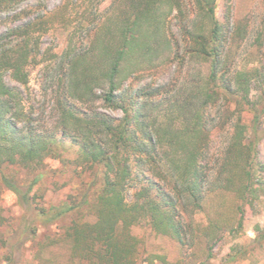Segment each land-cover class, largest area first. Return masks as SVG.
<instances>
[{
	"label": "trees",
	"instance_id": "16d2710c",
	"mask_svg": "<svg viewBox=\"0 0 264 264\" xmlns=\"http://www.w3.org/2000/svg\"><path fill=\"white\" fill-rule=\"evenodd\" d=\"M19 1L0 0V9ZM163 3L169 11L182 13L179 0H123L122 6L96 29L89 46L67 48L57 57L54 74L50 75L55 82L56 113L51 131L34 125L18 89L4 80L8 73L14 82L26 84L25 67L38 53V36L34 35L46 30L44 22L33 19L0 34V191L2 188L12 191L24 212H31L34 217L23 215L17 229L0 240L1 248L6 250V264H15L14 255L26 241L37 240L35 222L52 225L88 204L84 190L79 196L69 194L58 204L37 207L33 205L31 190L41 175L35 174L28 183H21L4 170L16 162L36 167L48 155H57L64 138L76 147L78 163L101 169L100 185L93 219L72 218L60 239L51 237L50 241L37 243L34 255L40 264L50 262L41 255L42 250L59 241H64L69 251L65 264L74 260L79 264H167L158 254L144 257L139 238L131 232L132 226L146 224L155 233L188 245L192 232L182 221L178 207L200 208L206 186L214 183L232 188L243 204L262 182L253 178L249 167L264 137L261 121L264 105L257 106L249 98L251 72L236 71L229 77L226 31L215 17V0H193L197 14L207 26L195 22L191 29L183 27L185 54L207 63L202 85L191 81L190 90L181 87L173 92L165 85L145 84L135 90L129 85L122 86L127 73H131L124 72L126 63L147 59L159 48L170 46L164 29L166 14L160 11ZM100 86L103 92L97 94L95 90ZM219 96L231 100L238 110L245 107L252 118L246 127L237 116L234 131L222 152V162L218 163L221 169L215 182H211L207 162H203L210 148L207 124L212 118L207 110ZM99 97L108 107L120 109L122 116L116 119L93 107L86 111L77 104L91 105ZM233 115L231 111L222 121L232 119ZM232 167L243 170L239 184L231 176L218 178ZM144 168L159 180L171 178L172 194L153 180L145 179ZM221 180L224 182L220 183ZM137 182L140 186L128 200L126 192ZM241 204L237 206L238 226L243 219ZM254 230L255 240L264 241V227L257 225Z\"/></svg>",
	"mask_w": 264,
	"mask_h": 264
},
{
	"label": "rangeland",
	"instance_id": "374dc122",
	"mask_svg": "<svg viewBox=\"0 0 264 264\" xmlns=\"http://www.w3.org/2000/svg\"><path fill=\"white\" fill-rule=\"evenodd\" d=\"M182 13L178 10L169 11L168 6L161 5L160 11L166 14L164 29L170 41V46L156 50L151 57L140 59L135 63H126L124 72L129 70L122 86H131L134 90L145 84L165 85L171 88L185 87L191 89V81L202 85L207 73V63L201 59L191 58L184 52L186 33L184 28H193L198 22L207 23L194 7L193 0H179ZM123 0H21L18 3L0 9V34L10 28L22 26L30 20H41L45 31L35 34L38 36L35 59L25 67L28 75L24 85L14 82L6 73L4 80L7 84L18 89L21 102L34 125L40 130H53L56 113L54 110L55 82L52 78L57 57L67 48H86L93 40L96 29L103 25L105 18L122 6ZM215 17L226 31L225 58L231 78L236 71L251 72L249 83V98L257 106L264 105V0H215ZM184 27V28H183ZM178 50V54H175ZM54 54V57L52 55ZM137 58V59H138ZM136 60V59H135ZM102 87L95 92L102 93ZM80 108L103 113L113 118H120L122 111L113 109L103 103L99 97L91 105L77 103ZM84 106V107H83ZM208 114L212 118L207 124L209 154L207 155V170L209 181L215 182V176L220 170L224 147L227 145L233 124L239 116L242 124L249 127L251 112L241 109L222 96L208 107ZM233 111L232 119H226ZM155 114V113H154ZM264 125V115L261 118ZM248 132V131H247ZM248 134V133H246ZM57 151L45 157L36 167H29L19 162L5 168V172L21 183H28L35 174H40L39 181L31 190L33 205L48 206L66 200L69 194L79 196L84 190L87 192L88 204L79 211L69 214L52 225L43 226L35 222L38 227L37 240H28L18 253H15V264H40L36 258L37 243H45L50 238L60 239L64 227L72 218L91 220L94 214V203L100 185V168L78 163L76 147L67 142ZM257 156L250 165L253 178L262 179L257 184L253 194H248L245 202L241 200L232 188L213 185L206 186L203 193L201 207L186 206L179 215L185 225L192 232L188 238V245H181L167 235L157 234L146 224L131 227V232L140 240V251L145 256L158 254L167 264H264V241L255 240V226L264 227V137L257 145ZM239 167L225 169V179L239 184ZM141 177V176H140ZM144 177L153 180L167 193L172 194L171 178L159 180L151 171L144 168ZM146 181V180H145ZM142 182V181H140ZM224 181L221 180L220 183ZM137 182L126 192V198H133ZM79 194V195H78ZM155 195V191L151 193ZM242 205L243 219L237 225L238 205ZM23 215L33 219L31 212H24L17 203L16 195L9 189L0 191V240L6 233H12L22 221ZM1 245V243H0ZM6 250L0 246V264H6ZM50 262L45 264H65L69 251L64 241L46 247L41 252ZM48 259V260H49ZM157 263L158 260L154 259ZM66 264H79L77 260Z\"/></svg>",
	"mask_w": 264,
	"mask_h": 264
}]
</instances>
